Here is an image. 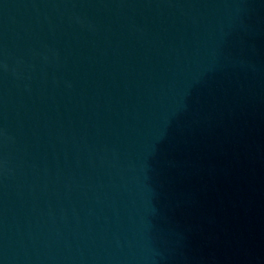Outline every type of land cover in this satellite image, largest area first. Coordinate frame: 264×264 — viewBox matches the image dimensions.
I'll use <instances>...</instances> for the list:
<instances>
[{
  "label": "water",
  "instance_id": "obj_1",
  "mask_svg": "<svg viewBox=\"0 0 264 264\" xmlns=\"http://www.w3.org/2000/svg\"><path fill=\"white\" fill-rule=\"evenodd\" d=\"M0 264H264V0H0Z\"/></svg>",
  "mask_w": 264,
  "mask_h": 264
}]
</instances>
